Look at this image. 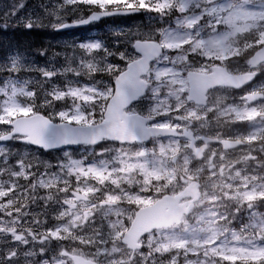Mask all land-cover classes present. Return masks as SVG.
<instances>
[{"label": "snow or ice", "instance_id": "1", "mask_svg": "<svg viewBox=\"0 0 264 264\" xmlns=\"http://www.w3.org/2000/svg\"><path fill=\"white\" fill-rule=\"evenodd\" d=\"M9 31L71 38L0 42V264H264V0H0Z\"/></svg>", "mask_w": 264, "mask_h": 264}, {"label": "rangeland", "instance_id": "2", "mask_svg": "<svg viewBox=\"0 0 264 264\" xmlns=\"http://www.w3.org/2000/svg\"><path fill=\"white\" fill-rule=\"evenodd\" d=\"M28 4L31 5L33 3H35V0H27ZM147 21L144 20L143 18H139V20H135V21H123V22H116L114 23H105V26H107L105 29L100 27L99 24L96 25V27H94L91 31H84V33L79 34L81 36L87 37V36H103L109 29L111 28H116V27H120V28H124L125 30H127L128 28H133L135 29L136 27L142 25V24H146ZM71 37L68 35L65 36H61L58 38H53V42L54 43H59L65 39H70ZM41 63H43V60L40 61Z\"/></svg>", "mask_w": 264, "mask_h": 264}, {"label": "bare ground", "instance_id": "3", "mask_svg": "<svg viewBox=\"0 0 264 264\" xmlns=\"http://www.w3.org/2000/svg\"><path fill=\"white\" fill-rule=\"evenodd\" d=\"M8 33H9V35H11L10 36L11 38H13V39H15L17 41H20L21 43H27V42L31 41L29 38L24 37V36H23L22 39H20L22 37L20 32H11V31H9ZM6 36L7 35H4V33H0V42H3V40L6 39ZM52 40H53V35L51 33H48V37H47V39H45L44 44L41 43L40 46L37 45V44H32V42L35 41V40H32L31 43L26 44L27 45L26 47H30L31 44H32V50H31V48H30V50L31 51H35L36 49H39L41 47H47L49 44H52V42H53ZM23 45H25V44H23Z\"/></svg>", "mask_w": 264, "mask_h": 264}, {"label": "trees", "instance_id": "4", "mask_svg": "<svg viewBox=\"0 0 264 264\" xmlns=\"http://www.w3.org/2000/svg\"><path fill=\"white\" fill-rule=\"evenodd\" d=\"M4 35H7L6 39L3 40L4 43H8V42L20 43L22 45L25 44L24 45L25 47L27 46L26 44L31 43L32 40H35L34 42H32V44H37V45L40 46L41 43L44 44L45 39H47V37H48V33L47 32H33V33H30V34H21L22 37L20 39H22L23 36H24V37H27V38H29L31 40V41H29L27 43H21L20 41H17L15 39L11 38L10 37L11 35H9V33H4ZM32 44L30 46L31 50H32Z\"/></svg>", "mask_w": 264, "mask_h": 264}]
</instances>
